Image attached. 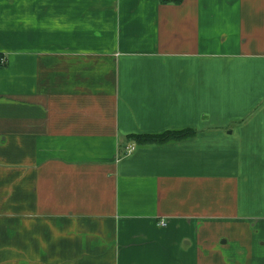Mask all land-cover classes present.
Returning <instances> with one entry per match:
<instances>
[{
	"label": "crops",
	"instance_id": "0c3cea01",
	"mask_svg": "<svg viewBox=\"0 0 264 264\" xmlns=\"http://www.w3.org/2000/svg\"><path fill=\"white\" fill-rule=\"evenodd\" d=\"M0 264H264V0H0Z\"/></svg>",
	"mask_w": 264,
	"mask_h": 264
},
{
	"label": "trees",
	"instance_id": "16d2710c",
	"mask_svg": "<svg viewBox=\"0 0 264 264\" xmlns=\"http://www.w3.org/2000/svg\"><path fill=\"white\" fill-rule=\"evenodd\" d=\"M190 134L189 131L182 132V131H175V132H168V133H163L160 136H155L159 141H165L170 138H179L182 137L183 135H188ZM153 137V136H150Z\"/></svg>",
	"mask_w": 264,
	"mask_h": 264
},
{
	"label": "built area",
	"instance_id": "2783aa9c",
	"mask_svg": "<svg viewBox=\"0 0 264 264\" xmlns=\"http://www.w3.org/2000/svg\"><path fill=\"white\" fill-rule=\"evenodd\" d=\"M135 150V146L134 145H129L126 147V152L125 154H130Z\"/></svg>",
	"mask_w": 264,
	"mask_h": 264
}]
</instances>
